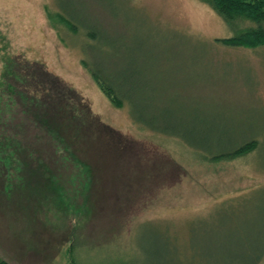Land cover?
Segmentation results:
<instances>
[{
    "label": "rangeland",
    "instance_id": "374dc122",
    "mask_svg": "<svg viewBox=\"0 0 264 264\" xmlns=\"http://www.w3.org/2000/svg\"><path fill=\"white\" fill-rule=\"evenodd\" d=\"M253 25H229L201 0H0V81L10 59H19L15 68L43 62L115 129L98 139L80 132L76 149L92 169L90 186L15 95L0 135L51 171L34 164L8 181L0 167V259L69 264L72 245L77 264H256L264 253V46L217 41ZM83 60L126 79L137 116H153L193 145L137 124L127 103L113 106ZM15 79L8 83L20 92H36L37 81L60 95L45 77ZM63 98L53 102L78 104ZM252 138L260 145L245 156H201Z\"/></svg>",
    "mask_w": 264,
    "mask_h": 264
},
{
    "label": "trees",
    "instance_id": "16d2710c",
    "mask_svg": "<svg viewBox=\"0 0 264 264\" xmlns=\"http://www.w3.org/2000/svg\"><path fill=\"white\" fill-rule=\"evenodd\" d=\"M202 2L210 5L229 25H232L233 21L238 18H243L249 20L254 25L241 30L234 36L217 39L218 42L229 46V47H244L255 49L264 46V0H201ZM60 13V14H59ZM65 26L69 30L76 32L78 25H76L73 20L62 12H57ZM48 17L52 16V13L47 10ZM77 33V32H76ZM88 36L90 38H95L93 32H89ZM16 60L10 59L9 64L5 65V69L1 76L4 79L0 81V120L7 121L6 118L11 116V110L16 108L18 104L17 98L24 103L23 105L30 107L32 110V115H34L33 120L38 123V127H42L45 130L47 137L55 144V151L63 156V159L69 161L77 167L78 172H80V179L86 174L91 186L90 178L92 177V169L87 164L85 160H82L76 149V142L80 136H83L80 132H87L92 139L102 138L100 135L108 136L109 134H114L113 127L102 121L100 116L94 113L91 103L88 102L84 97L71 85L67 84L59 76L55 75L49 71L46 64L38 61H31L27 59V63L24 66L15 68L14 65ZM20 62V61H19ZM24 64V62H20ZM83 66L86 67L91 74L93 80L99 86L100 90L105 94V96L110 100L111 104L117 108H121L124 104L130 106L131 115L133 120L154 132H159L167 135H173L175 137L181 138L185 143L193 145L181 132L175 129H169L165 127H158L154 124L155 118L153 116L147 119L145 115L139 117L135 114L133 109L134 101L131 94L126 92L127 87L125 82H119L118 78L105 73L99 64L95 61L88 62L83 60ZM13 77V78H12ZM15 79L21 81L22 83H27L30 79L36 81V77H45V79L56 86L60 87L58 92L60 95L53 94L56 89L50 90V88L41 87L37 81L35 82L34 91H18L17 88L11 83L10 80ZM131 81V80H130ZM132 86V81L131 85ZM67 90L68 93L65 91ZM54 96H53V95ZM16 95V96H15ZM63 96L68 97L70 100L76 99L74 103L77 105H71V107L66 108L65 104L63 106L54 103V98L59 100V102L64 101ZM52 100V102H50ZM69 100V101H70ZM47 105H51L50 111H45ZM144 113V112H143ZM9 119V118H8ZM58 123L63 126L58 127ZM41 125V126H40ZM66 126V128L64 127ZM113 136V135H112ZM78 137V138H77ZM4 139L0 143V167L2 172L8 177V181L16 180V176L13 178L12 172L16 171L18 173H24V171L33 167L37 170L51 171L47 164L43 160L32 156L25 148L19 144L12 142L10 136H1ZM108 143L113 142L109 138ZM57 143V144H56ZM259 140L257 138L249 139L248 141L242 143L241 145L231 149L230 151H224L219 153H206L203 152L201 156L207 157L212 161L219 160H230L240 156H245L259 147ZM38 158V161H36ZM73 232L71 233V237ZM69 241H72L69 239ZM69 264H77V260L73 254V246L69 247ZM179 255V254H178ZM177 255V256H178ZM181 257V255H180ZM264 257L261 255L258 262ZM183 260V259H182ZM258 262L256 264H258ZM173 264H198L193 259L187 258L181 261L177 259V263L172 261ZM0 264H11L4 259H0ZM122 264H131L129 261L122 258Z\"/></svg>",
    "mask_w": 264,
    "mask_h": 264
}]
</instances>
